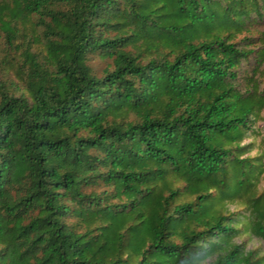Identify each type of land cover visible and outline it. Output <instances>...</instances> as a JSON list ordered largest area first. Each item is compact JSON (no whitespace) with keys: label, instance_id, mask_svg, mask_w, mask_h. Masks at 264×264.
<instances>
[{"label":"trees","instance_id":"16d2710c","mask_svg":"<svg viewBox=\"0 0 264 264\" xmlns=\"http://www.w3.org/2000/svg\"><path fill=\"white\" fill-rule=\"evenodd\" d=\"M0 264H264V0H0Z\"/></svg>","mask_w":264,"mask_h":264},{"label":"rangeland","instance_id":"374dc122","mask_svg":"<svg viewBox=\"0 0 264 264\" xmlns=\"http://www.w3.org/2000/svg\"><path fill=\"white\" fill-rule=\"evenodd\" d=\"M102 65H103V64H102L100 61H97V62L94 63V66H95V68H96L97 70H98V69L100 70L101 67H102Z\"/></svg>","mask_w":264,"mask_h":264}]
</instances>
